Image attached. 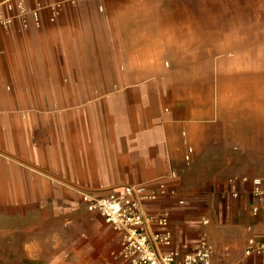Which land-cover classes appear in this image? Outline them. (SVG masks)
I'll return each instance as SVG.
<instances>
[{
	"label": "rangeland",
	"instance_id": "374dc122",
	"mask_svg": "<svg viewBox=\"0 0 264 264\" xmlns=\"http://www.w3.org/2000/svg\"><path fill=\"white\" fill-rule=\"evenodd\" d=\"M114 1L24 0L28 11L40 5L55 10L57 21L48 22L44 11L40 24L29 17V30L45 35L43 50L27 61L25 74L2 78L3 92L16 101L15 114L34 117L35 155L49 154L45 178L51 194L66 195L65 202L54 199L49 205L55 227L62 226L63 216L80 210L67 203L70 196L80 199L91 183L117 178L126 166L124 155L139 137L163 136L155 131L161 123H176L185 151L187 144L206 150L198 136L240 138L238 105L255 97L251 81L264 68V0L136 3L130 8L138 11L130 15L145 18L130 23L166 25L147 31L171 33L162 47L172 65L169 76L138 83L134 76L142 69L124 67L139 55L132 41L108 35ZM152 15L157 19L146 18ZM31 101L43 105H23ZM163 137L170 147L177 141ZM43 143L49 146L42 149Z\"/></svg>",
	"mask_w": 264,
	"mask_h": 264
},
{
	"label": "crops",
	"instance_id": "0c3cea01",
	"mask_svg": "<svg viewBox=\"0 0 264 264\" xmlns=\"http://www.w3.org/2000/svg\"><path fill=\"white\" fill-rule=\"evenodd\" d=\"M162 2L186 4V0H115L109 27H117L119 41H127L124 29L134 25L130 23L134 16L130 12L136 11L130 6ZM50 10L43 7L42 11L51 18L48 22L54 23L58 15ZM29 28L17 19L9 31L0 34V264H127L115 258L124 233L115 230L101 215L89 212L82 194L102 196L142 184L158 190L163 183L168 195L144 204L142 209L146 216L157 220L167 216L168 224L149 225L150 234L171 232L173 248L182 252L194 251L206 241L214 249L212 264H264V253L247 255L253 248L252 240L264 246V197L255 195L253 183L261 179L264 189V68L251 81L257 90L255 97L248 102L241 100L238 105L239 119L243 121L240 138L198 136L206 150L196 151L187 144L185 151L181 134L158 131L177 140L171 147L161 135L139 137L124 155L126 166L121 174L109 182L91 183L92 192H82L80 199L70 196L67 203L80 210L63 216L58 222L62 226L55 227L50 223L49 205L54 199L65 202L66 195L51 194L45 178L50 169L49 154L35 155L34 117L15 114L16 101L3 92L2 86L4 76L25 74L27 61L43 50L45 35ZM23 105L40 107L43 103L31 101ZM168 123L171 122H165V128ZM41 133L48 135L47 131ZM182 134L189 139L186 132ZM45 144H41L42 149L49 146ZM189 147L194 154L187 163ZM173 171L177 179H168ZM69 221L71 224H67Z\"/></svg>",
	"mask_w": 264,
	"mask_h": 264
},
{
	"label": "built area",
	"instance_id": "2783aa9c",
	"mask_svg": "<svg viewBox=\"0 0 264 264\" xmlns=\"http://www.w3.org/2000/svg\"><path fill=\"white\" fill-rule=\"evenodd\" d=\"M43 7L40 5L36 11H28L24 0H0V34L9 31L17 19H21L24 28L30 27V19L40 24L39 14ZM54 15L53 20H55ZM194 149L189 147L186 162L192 161ZM168 179H177L175 171L168 175ZM248 182V180H245ZM255 195L264 197L263 181L254 180ZM168 195L166 185L163 183L158 190H152L148 184L127 186L119 191L107 195L97 196L89 193L82 194V201L91 213L101 215L115 230L124 233L120 250L115 253V258L127 264H212L214 249L208 242H203L194 251L182 252L173 248L174 236L171 232L150 234L148 226L158 222L167 226V216L155 219L144 214L143 205L155 202ZM181 204H184L182 202ZM255 208L254 212L258 213ZM251 248L247 255L264 253V246L250 242Z\"/></svg>",
	"mask_w": 264,
	"mask_h": 264
},
{
	"label": "bare ground",
	"instance_id": "6f19581e",
	"mask_svg": "<svg viewBox=\"0 0 264 264\" xmlns=\"http://www.w3.org/2000/svg\"><path fill=\"white\" fill-rule=\"evenodd\" d=\"M137 12V11H136ZM158 15L146 16L148 20L157 19ZM133 20H141L138 15H134L130 17ZM166 25H144V24H134L124 29L127 32V40H131L134 48H136L139 53L136 56L133 62H125L124 67L127 69L141 68V75L136 74L134 78H136L138 83H141L146 78H154L158 76H169L171 71L168 67H172L170 62H167L166 59L169 57V54L163 49V37L170 36V32H162L156 31L148 32L147 29H156ZM167 28H170L168 26ZM108 35L119 41V29L117 27H109ZM71 76V75H70ZM138 76V77H137ZM143 77V78H142ZM71 78V77H70ZM163 109L161 108L159 111V115L163 116ZM66 114V113H65ZM72 116V115H71ZM167 127L165 125L156 126V132L160 131L162 133H170L175 134L177 130L176 123H168ZM197 129V126L193 128V131Z\"/></svg>",
	"mask_w": 264,
	"mask_h": 264
}]
</instances>
